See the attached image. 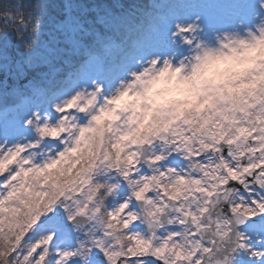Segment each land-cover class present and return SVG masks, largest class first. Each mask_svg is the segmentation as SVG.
Wrapping results in <instances>:
<instances>
[{
  "label": "clouds",
  "instance_id": "1",
  "mask_svg": "<svg viewBox=\"0 0 264 264\" xmlns=\"http://www.w3.org/2000/svg\"><path fill=\"white\" fill-rule=\"evenodd\" d=\"M31 8L35 16L27 15L30 42L22 43L23 62L15 68L0 63V159L17 157V165L0 171V199L22 187L25 171L63 157L73 159L82 137L90 138L93 149L99 139L103 151L94 161L98 175L91 181V208L99 215L93 213L89 223L77 215L70 199L59 197L50 210H37L13 245L0 250V264H25L32 254V235L54 218L58 223L41 237L58 240L66 231L78 243L61 251L71 255L86 249L89 264L96 255L99 264H173L158 253L164 247L160 237L175 243L179 228L173 225L185 223L180 208L166 196L168 186L183 175L175 162L188 170L202 168L200 157L209 150L219 152L221 162L225 148L232 155L235 130L217 139L202 135L201 127H226L229 90L264 78V0H166L132 5L120 14L109 10L89 21L88 28L69 24V49L60 51H70L76 59L63 61L55 48L45 53L34 47L48 4L38 0ZM80 33L93 37L92 42L84 44ZM257 48L256 67L246 74L232 70L248 63ZM220 65L229 67L219 72ZM161 81L187 85L191 98L159 102L162 90L154 88ZM117 145H125V151ZM235 167L240 168L239 162ZM248 167L252 172L240 180L243 190L223 177L226 191L235 197L227 202L233 215L249 202L255 205L257 197L264 200V186L256 182L257 177L264 181V151L250 158L244 170ZM149 184L157 191L145 192ZM85 195L76 199L83 201ZM244 221L233 225L236 236L247 231ZM86 232L91 235L85 243L81 235ZM262 239L261 234L248 236L238 245L251 264H264ZM137 240L148 245L143 256L136 250ZM202 259L196 257L192 264Z\"/></svg>",
  "mask_w": 264,
  "mask_h": 264
},
{
  "label": "rangeland",
  "instance_id": "2",
  "mask_svg": "<svg viewBox=\"0 0 264 264\" xmlns=\"http://www.w3.org/2000/svg\"><path fill=\"white\" fill-rule=\"evenodd\" d=\"M161 2H166V0L153 1V3ZM25 6H22L23 9L26 8ZM68 24L67 21V24H64L65 27L66 25L68 26ZM11 25L12 27L16 26L15 24ZM21 30L23 31V29ZM28 31H30V27L27 31H23V34ZM15 34L16 33H12V37H15ZM38 39L39 42H41V37H38ZM45 45L46 44L39 43V51L46 53L48 48H52ZM19 46L22 45H19V43H12L11 41L9 43L8 57L10 60L9 65L11 67L16 66L22 56ZM260 51L259 48L252 50V59L244 65L234 66L232 70L236 71L234 69L235 67L243 66L247 68L248 72L251 71L252 68L256 67L255 61L260 58L257 55ZM228 67L229 66L227 65H220L217 70L219 72H224L222 69L224 68L226 70ZM0 79H3V77L0 76ZM8 83L10 84V80ZM156 89L162 90L160 96L164 95L167 97L174 94L177 97L175 98L176 100L191 98V92L188 86L185 84H176L175 81H161L155 85L154 90ZM160 96L157 97V99L160 100ZM226 99L229 101L228 107L223 114V118L226 121L224 125H226V127L217 126L209 129V125L204 123L201 127V134H207L208 136L214 135L219 139L226 133L235 130L236 135L233 137L234 143L232 155L229 156L228 149L225 148V158L223 162H221V154L215 152L214 149L209 150L207 155L200 157L204 162L202 168L197 165L196 168L188 170L183 169V163L181 161L175 162L179 165L178 170L182 171L183 175L178 176L176 181L169 185L171 193L166 192V196L175 200L176 207H179L181 213L184 214L183 218L185 223L184 225H179L178 223L173 225V227L179 228V240L176 241V237H173L175 243H170L165 240L164 237H160L164 247H162L158 253L165 258H171L172 262L177 259H184L192 264L194 258L198 256L201 257L202 253L208 249V244L201 240L198 230L207 225L201 221L200 217L201 214L207 210L211 194L224 190L225 185L223 177L225 175L230 177V179L235 180L241 190H243V187L240 185V180L245 179L248 172H252V167H248L246 171L244 170V165L248 163L250 158L259 157L261 151H264V135H261V133H264V78L257 77L250 80V83L245 82L240 88L230 89ZM168 102L170 101H166V103ZM248 105L253 108V115L256 119V126H258V128L249 121L246 116L247 114H245L247 108H245V106ZM82 140L84 142L79 146L78 150L72 153L73 159L69 160L67 157H63L54 160L43 167L45 169H52L55 165H60L59 171L63 173L64 177L63 185L61 186V184L59 185V183L56 182H50L48 184H43V182H41L34 191V195L38 196L34 209H30L28 203H30L35 196L33 198L31 197L33 194L31 191L29 192L26 185L27 183L25 179H23L22 187L18 190V193H20L19 196L25 201L24 206L26 209V215L28 216V225L34 222L33 218L37 213V208L43 204L44 207L42 211H48L59 197L70 199L72 206L77 210V215L85 216L89 223H91L93 213L97 216L99 215V213L96 212V209L91 208V204L95 202V197L93 195L95 189L92 187L91 181L93 177L98 175L94 161L96 160L97 155L103 151V143L101 141L97 146L95 145V149H93L90 143V138L82 137ZM125 147V145H117V149L120 152L125 151ZM81 148L82 150H80ZM81 152H84L82 157L80 156ZM81 158L84 160L82 162L83 164L80 168L74 171V166L81 160ZM237 162H239L240 168L235 167ZM14 165H17V157L15 156L0 159V171H6ZM43 168L35 171H25L23 175L29 171L42 173ZM253 187H255V184H253ZM150 190L152 192L157 191L152 188L151 184H149L145 189V192H151ZM85 193H87V195H85ZM11 195L8 198H10ZM81 195H85L84 200H77L76 197ZM89 195L92 196L91 200L88 199ZM0 196H3L2 188H0ZM8 198L0 199V211L5 208V202ZM234 199L235 197L232 194L229 201ZM40 201H42L41 205ZM259 201L260 198L257 197V203L255 205H251V202H249V207L245 208L242 206L238 213L248 216L251 219L259 216L261 214ZM19 202L21 204L23 203L22 200ZM188 218L190 221L189 225L187 224ZM56 223H58V218L49 221L43 228H40L34 235H32V241L29 244V249L32 254L28 257L25 264H39L41 258H43L48 252L50 257L48 264H53L51 250L48 251V249L51 247L53 248L61 238L67 237L68 239L73 240L66 231H62L61 238L58 240H47L46 238L40 237L43 232H46L50 226ZM209 230L214 231L220 236L225 235L229 230L228 219L225 216L215 217L213 228ZM260 233L261 229L259 224L247 227V231L243 235L237 236L238 245L244 242L248 236L255 238ZM29 234H32L31 229H29ZM90 235L91 233H82L81 240L86 243ZM205 245H207V248ZM245 247H247V245H245ZM255 247H259V244H256ZM34 249L35 251H33ZM136 250L140 251V254L143 255L145 252L149 251V248L145 243L144 247H140ZM68 257L70 258L69 264H80L81 261L85 262V264L89 263L86 249L75 253L74 257H72V254L68 255ZM96 257H98L99 260L101 259L99 255H96L91 261H94ZM237 262L238 264H251L248 256L239 246H237L236 251L229 257L228 264H237Z\"/></svg>",
  "mask_w": 264,
  "mask_h": 264
},
{
  "label": "trees",
  "instance_id": "3",
  "mask_svg": "<svg viewBox=\"0 0 264 264\" xmlns=\"http://www.w3.org/2000/svg\"><path fill=\"white\" fill-rule=\"evenodd\" d=\"M154 0H46L48 4V8L46 11V15L44 16L43 27L41 29L40 36L41 44H46L47 47H52L57 49L61 61L63 60H75L76 57L71 54L70 51H60L61 49H69V45L65 42V33L69 24L71 23L73 26L76 23H84L85 27H90L89 21L95 22L98 16L106 15L110 10L113 14H120L122 11L128 9L132 5H149L153 4ZM157 1V0H156ZM38 0H0V15L6 13V11L16 8L17 6H25L23 9L25 16H27L31 11H34L31 6L37 3ZM124 5V9H120L118 5ZM68 26L64 24H67ZM31 28V26H29ZM96 27H99L98 25ZM103 31V29H101ZM12 33H16L12 37ZM29 31L23 34V38L18 36L17 26L12 27L10 23H6L3 20H0V63H8L10 64V60L8 57V47L10 41L12 43H19L22 45L24 40H29L28 35ZM29 38V39H27ZM84 44H90L92 42L93 37L86 36L84 33H80L79 37ZM39 41V39H38ZM39 43H37L34 47L39 51ZM45 45V46H46ZM19 50L22 54L19 63H22L24 60L23 55V47L19 46ZM17 66V64H16ZM14 66L13 68H15ZM236 71L246 74L248 72L246 67H235ZM46 69L40 68L38 71H45ZM225 71L223 68L222 71ZM218 71V70H217ZM29 75H34V73H29ZM250 83V80L247 81ZM14 81L10 80L9 86H13ZM176 95L172 94L169 96H160L159 102L166 103V101L176 100ZM247 107V108H246ZM246 108V116L249 121L254 124L256 128V119L253 115V108L251 106H245ZM242 109V108H240ZM223 122L225 123V119L223 118ZM98 135V134H97ZM99 136V135H98ZM101 140H97L95 145L97 146ZM82 150V148L80 149ZM81 161V162H80ZM76 165L74 166V171L81 167L84 161L82 158ZM60 165H55L52 169L43 168L42 173L29 171L23 175L27 188L29 192H32V198L35 196L34 191L37 186L43 182V184H48L50 182H56L63 185V173L59 171ZM166 192L171 193V188L168 186ZM20 193L15 192L11 195L10 198L5 202V208L0 211V250H2L7 245H13V241L16 236L22 235L24 229L27 228L28 216L26 215L25 209V201L19 196ZM95 197V196H94ZM22 200L21 204L19 201ZM38 200V196L28 203L30 209L35 208V203ZM42 201H40L41 205ZM13 204V205H10ZM43 204L37 208L38 210H43ZM100 207H103V204H100ZM50 248L48 249V251ZM50 260L49 252L40 260L39 264H48Z\"/></svg>",
  "mask_w": 264,
  "mask_h": 264
},
{
  "label": "water",
  "instance_id": "4",
  "mask_svg": "<svg viewBox=\"0 0 264 264\" xmlns=\"http://www.w3.org/2000/svg\"><path fill=\"white\" fill-rule=\"evenodd\" d=\"M225 152V149H224ZM235 185L239 187L235 180L231 179L229 186ZM233 193L224 189L221 192H215L211 195V200L208 202V209L202 213L201 219L204 223H207L209 227H203L200 229L202 237L207 240L206 234L213 238V242L210 248L202 254L203 259L200 264H228L229 257L236 251L238 243L237 236L232 230L234 224H238L241 219L247 221L251 218L237 213L235 215L228 212L227 202L230 200ZM172 204L174 200L171 199ZM172 211L174 210L171 209ZM228 213V215H226ZM85 218L84 216L78 215ZM216 216H226L228 219L229 230L224 236L217 235L214 231L209 229L213 228L214 220ZM86 219V218H85ZM173 264H189L185 260H176Z\"/></svg>",
  "mask_w": 264,
  "mask_h": 264
},
{
  "label": "snow or ice",
  "instance_id": "5",
  "mask_svg": "<svg viewBox=\"0 0 264 264\" xmlns=\"http://www.w3.org/2000/svg\"><path fill=\"white\" fill-rule=\"evenodd\" d=\"M29 15L35 16V13H30ZM0 20L5 21L6 23L15 24L17 26V33L20 34L21 38H23V31L28 30V16H25L22 6H17L16 8L6 11V13L0 15ZM21 29H23V31ZM245 170L247 171V169ZM256 182L264 186V181H260L258 177L256 178ZM261 196H264V192L261 193ZM256 203L257 200L255 204ZM259 206L261 208V214L257 217H253L252 219L244 221L243 223H245L247 227L259 224L261 229L260 234L264 235V200L260 199ZM234 210L235 209H232V211ZM46 239L52 240L54 239V237L48 236ZM260 243L264 244V239H262ZM205 247L207 248V245H205ZM33 251H35V249ZM258 253H259V249H258ZM260 259L261 261H264V255H261Z\"/></svg>",
  "mask_w": 264,
  "mask_h": 264
},
{
  "label": "flooded vegetation",
  "instance_id": "6",
  "mask_svg": "<svg viewBox=\"0 0 264 264\" xmlns=\"http://www.w3.org/2000/svg\"><path fill=\"white\" fill-rule=\"evenodd\" d=\"M199 232V230H198ZM206 237H208L209 239H207L205 242L208 244V247L210 246V243H211V238L208 234H206Z\"/></svg>",
  "mask_w": 264,
  "mask_h": 264
},
{
  "label": "built area",
  "instance_id": "7",
  "mask_svg": "<svg viewBox=\"0 0 264 264\" xmlns=\"http://www.w3.org/2000/svg\"><path fill=\"white\" fill-rule=\"evenodd\" d=\"M139 242V240H137Z\"/></svg>",
  "mask_w": 264,
  "mask_h": 264
}]
</instances>
